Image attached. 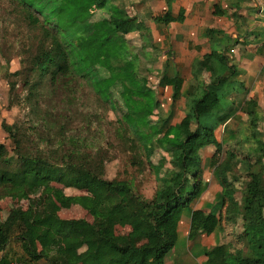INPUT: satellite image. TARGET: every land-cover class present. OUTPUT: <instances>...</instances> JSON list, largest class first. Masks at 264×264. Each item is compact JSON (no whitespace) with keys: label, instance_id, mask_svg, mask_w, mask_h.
Returning a JSON list of instances; mask_svg holds the SVG:
<instances>
[{"label":"trees","instance_id":"trees-1","mask_svg":"<svg viewBox=\"0 0 264 264\" xmlns=\"http://www.w3.org/2000/svg\"><path fill=\"white\" fill-rule=\"evenodd\" d=\"M10 1L39 31L36 44L23 49V69L13 73L24 79L27 99L40 95L46 79L52 89L91 87L117 114V132L132 153L131 164L142 170L145 160L157 172V188L147 199L130 180L106 178L110 157L103 147L81 148L70 138L69 149L60 140L59 148L50 151L30 146V138L19 126L10 134L15 151L0 142V200L17 188L19 199L29 201V215L12 208L0 222V264L10 263L12 241L20 244L22 254L17 260L22 264H165L177 244L184 209L190 210V241L209 226L211 213L194 206L202 189L203 151L209 147L215 149L214 174L221 188L212 207L219 210L221 240L203 249L204 264H264V135L253 119L258 101L250 98L241 107L256 127V133L245 138L255 145L241 162H236L235 152L244 139L228 142L217 136L218 128L226 129L237 114L234 97L246 88L239 79L242 71L227 54L235 40L230 35L216 36L213 27L207 29L210 51L191 64V90L185 98L189 112L169 136L153 119L160 105L158 96L139 75L143 49L134 47L123 32L132 16L130 9L109 6L110 0ZM165 2L167 8L156 20L165 25L184 22L186 10L175 14L172 0ZM99 11L105 15L98 16ZM215 13L223 16L227 11L216 3ZM258 51H264V43ZM205 74L212 80L206 81ZM184 84L179 72H164L159 80L160 87L172 88L173 103L182 98ZM14 88L12 84L10 93ZM63 129L58 133L64 134ZM157 148L171 154L168 174L161 175L163 167L152 161ZM41 186L39 197L33 198ZM67 188L81 193L67 194ZM73 206H81L93 219L60 216L61 209ZM225 224L233 227V240L225 237ZM117 226L130 230L120 235ZM138 235L144 236L141 244Z\"/></svg>","mask_w":264,"mask_h":264},{"label":"rangeland","instance_id":"rangeland-1","mask_svg":"<svg viewBox=\"0 0 264 264\" xmlns=\"http://www.w3.org/2000/svg\"><path fill=\"white\" fill-rule=\"evenodd\" d=\"M115 1L119 6L127 7L132 11V16L123 27V32L134 47L143 49L139 75L142 83L151 86L158 96L160 105L154 111L153 119L158 120L163 133L169 136L173 135L175 125L189 112L185 108V98L191 90L192 59L194 56L210 50L207 29L213 27L216 29V36L230 35L232 40H235V44L229 48L227 54L231 63L242 71L239 79L245 83L246 88L245 92L234 97L233 101L239 109L237 114L231 119L226 129L224 126L218 128L217 136L220 140L224 139L228 142L244 139V143L237 146V152H235L236 162H241L243 155L255 145L253 139L249 142L245 140V138L251 137L254 132L256 133V127L251 125V119H248V116L241 109L250 98L258 101L259 105L253 112V119L259 123L257 129L264 135V75L261 74L264 51H258L264 43V0H214L212 4L214 11L211 8L204 16L205 25L197 29L199 33H196V35L198 34L196 41L189 42L188 39H185L182 43H177L171 37L169 46V36L161 31L159 34L167 36L165 39L167 45L164 47L155 46V48L152 47L153 41L149 35L151 27L145 26L143 22H148L153 29L156 26L164 27L156 25V17L163 13L164 0H134L129 4L124 3L125 5L120 0ZM181 1L174 0L175 6L178 7L182 3ZM215 2L222 3L227 14L217 15ZM233 12L237 15L233 16ZM98 14V16L105 15L103 11H99ZM136 25H138L137 28ZM38 37L39 31L27 23L10 0H0V142L5 143L11 152L15 151L14 141L10 134L17 132V127L20 126L30 138L28 142L32 143L30 146L41 145L44 149L49 147L50 151H54L59 148V141L65 140V149H69L73 146L70 138H74L81 148L96 150L103 147L110 157L106 161L105 177L108 179H128L136 191L145 198L152 199L157 188V172L145 160L142 170L141 167L131 164L132 153L121 142L120 134L117 132V127H119L117 114L98 99L91 87L81 84L74 89L67 87L52 89L46 79L41 82L40 95L35 100L27 99L28 88L24 79L13 73L23 69L24 62L22 59L25 56L23 49L26 44L34 46ZM152 37L157 36L153 35ZM164 50L168 52L163 54L162 51ZM144 54L145 58L143 57ZM163 57L166 59L162 61L163 67L166 66V63L167 65L170 64L169 67L171 63L176 64L179 68L178 72L185 78L183 96L176 103H173L172 100V89L159 86V79L164 72L168 71L163 72V70L155 68L158 61L161 62ZM177 58H181V60L177 61ZM169 74H173L171 68H169ZM203 78L206 81L212 80V76L209 74H205ZM12 84L15 85V88L10 93ZM10 104L13 106L10 107ZM60 127L64 128L62 135L58 133ZM40 135L47 137L41 139ZM214 155V148L209 147L203 151L202 189L194 205L211 213L209 214V226L206 232H203V236L199 237L201 242H197V239L190 241L187 233L185 232L184 237L182 232L176 246L167 255L168 260L180 261L182 256L188 260L191 259V261L201 260L202 253L198 254L197 248L200 249L203 244L202 241L213 246L221 240L217 217L219 210L212 211V207L219 201L221 193V188L214 174ZM163 158L162 164L160 160ZM170 158V152L162 148H157L152 156L153 163L160 168L163 167L161 175L169 173L172 167ZM42 189L43 186L37 188L32 197H39ZM66 192L67 194L81 193V191L71 188H67ZM28 205V200L19 199L17 188L10 189L8 195L0 200V222L6 219L12 208L21 209L28 216ZM60 216L62 218L93 219L81 206L63 208L60 211ZM188 217H190V210L184 209L180 222L183 223ZM225 225L228 234H225V237L233 240L231 234L233 227L228 224ZM116 229L118 234H124L129 227L118 226ZM137 241L141 244L144 241V236L139 235ZM8 251L10 263L12 261L19 262L17 257L21 256L22 250L17 241L10 243Z\"/></svg>","mask_w":264,"mask_h":264},{"label":"crops","instance_id":"crops-1","mask_svg":"<svg viewBox=\"0 0 264 264\" xmlns=\"http://www.w3.org/2000/svg\"><path fill=\"white\" fill-rule=\"evenodd\" d=\"M133 1L134 0H122V1L120 0V2H122V4H124V3L129 4V3L133 2ZM115 2H116L115 0H110L109 3H111V6L112 5L119 6V4L118 3L116 4ZM181 2L182 3L179 4L178 7H176L175 4H174V0H172V6H173L172 7V10H173V12L175 14H177L181 8H184L186 10V13H185L186 18H185V21L184 22L175 21V22H171V23L165 25V24H162L159 21H157V24L156 25H161V26H164V27H159V26L157 27L156 26L155 29H153V27L150 26V24L148 22H145V21L143 22V24H145V26H148L149 25V27H151V30L149 28L148 29H149V33H150L149 34L150 35V39L153 41V43H152L153 46L152 47H154V48H155V46L156 47L157 46L164 47V46L167 45L165 43V39H166L167 36L165 37V36H162L161 33L159 34V32H161V31L162 32L164 31L169 36V40H168V45L169 46H170L169 43H170L171 37H173V41L174 42H177V43H182L185 39H188L189 42H194V41L197 40L196 37H197L198 34L196 35V33H199L197 29L198 28L200 29V27H203L205 25L204 16L206 15L207 12H209V10L211 8L213 10L212 4H213L214 0H182ZM216 3L217 2H215V4ZM215 4H214V6H215ZM218 5L220 6L221 9H226V8L223 7L222 3H218ZM166 8H167V6H166V2L164 0L163 11ZM202 18H203V20H202ZM141 21H143V20H141ZM200 24H202V26H199ZM189 26H192L191 27L192 29ZM162 28H163V30H161ZM156 31H158V32H156ZM205 34H206V32H205ZM153 35L154 36H157V37H152ZM181 38L183 40H180ZM199 42H202V41H199ZM209 51H207V52H209ZM167 52H168L167 50L162 51L163 54L164 53L166 54ZM207 52H204L201 55H203V54H205ZM198 56H199V54L196 55V56H194V58H196ZM193 59H192V61H193ZM163 60H166L165 57L162 58L161 62L158 61V63L156 64L157 66H155V68H158V70H161V71L163 70V72L166 71V70H168L167 71L168 74H169V68L172 69L173 74H175L176 72L179 71V68L177 67L176 64H172L171 63V66L169 67L170 64L167 65V63H166V66L163 67V65H162V61ZM178 60H181V58H177V61ZM149 66H151V65H149ZM165 88H167V87H165ZM195 208H198V207H195ZM190 218H191V216L188 217L187 220H184L183 223H182V221L179 223V228H178L179 236L181 235L182 232H183V236L184 237H185L186 233L188 235V233H189V227H190ZM125 228H127V226ZM129 230H130V227L127 230L126 233L120 234V235H126L129 232ZM116 231H117V229H116ZM200 236L202 237L203 236V233L200 234L196 238L198 240L197 242H201L200 241V238H199ZM143 242H141V243H143ZM202 242H203V244L200 247V249L197 248V250H199L198 251V254L199 253L200 254L202 253V255L200 256L201 257V260H198L197 259V260H192L191 261V259L188 260V259H186V257L182 256V259H180V261L166 259L165 264H204L205 263V260H206V256L203 255V249L204 248H211L214 245L213 246H210V245H207L204 241H202Z\"/></svg>","mask_w":264,"mask_h":264},{"label":"built area","instance_id":"built-area-1","mask_svg":"<svg viewBox=\"0 0 264 264\" xmlns=\"http://www.w3.org/2000/svg\"><path fill=\"white\" fill-rule=\"evenodd\" d=\"M9 264H22V263H20V262H18V261H12V262L9 263Z\"/></svg>","mask_w":264,"mask_h":264}]
</instances>
